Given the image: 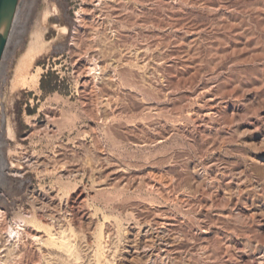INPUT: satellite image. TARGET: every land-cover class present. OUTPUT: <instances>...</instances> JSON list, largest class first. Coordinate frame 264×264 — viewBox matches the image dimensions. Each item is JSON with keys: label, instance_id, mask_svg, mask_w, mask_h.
Masks as SVG:
<instances>
[{"label": "rangeland", "instance_id": "374dc122", "mask_svg": "<svg viewBox=\"0 0 264 264\" xmlns=\"http://www.w3.org/2000/svg\"><path fill=\"white\" fill-rule=\"evenodd\" d=\"M0 210L4 264H264V0H19Z\"/></svg>", "mask_w": 264, "mask_h": 264}, {"label": "bare ground", "instance_id": "6f19581e", "mask_svg": "<svg viewBox=\"0 0 264 264\" xmlns=\"http://www.w3.org/2000/svg\"><path fill=\"white\" fill-rule=\"evenodd\" d=\"M89 13V12H88ZM45 18L44 20L47 21L48 20V15H44ZM41 19V18H39ZM50 19V18H49ZM42 20V19H41ZM39 22V21H38ZM41 24H42V21H40ZM39 22V23H40ZM44 22V21H43ZM45 23V22H44ZM37 25H40L37 23ZM42 26V25H41ZM41 26H37L38 28H36V31H34L30 37V40H29V44H28V48L26 50V53L24 55H22V57L20 58L19 60V65H18V68H17V80L21 82V84L24 86V87H27V86H32L35 84V77H32L29 75V69L31 68V66L34 64V61L36 60L37 56L41 55L44 50L46 49L47 47V43H46V40H45V35H44V31H45V28L43 30V27ZM86 38V37H84ZM38 80V79H37ZM18 83V82H17ZM20 84V83H19ZM17 84V85H19ZM20 84V85H21ZM19 85V86H20ZM21 85V86H22ZM18 86V87H19ZM212 101V100H211ZM108 103V102H107ZM109 104V103H108ZM35 126V125H34ZM37 126V125H36ZM37 130H40V129H37ZM37 130H33L35 131V133L37 132ZM42 131V130H41ZM39 132V131H38ZM37 132V133H38ZM48 132V131H47ZM11 133V132H10ZM40 133V132H39ZM12 138H15L13 133L10 134ZM28 164L33 167V166H44L43 163L37 161V160H31L29 159L28 161ZM45 167V166H44ZM37 168V167H36ZM21 169V168H20ZM32 198V197H31ZM36 200V199H34ZM41 201V205H45V200H40ZM36 202V201H35ZM37 203V202H36ZM49 204V203H48ZM47 206V204H46ZM44 208V207H43ZM41 210V209H40ZM4 212H2L0 210V214H2ZM4 215V214H3ZM2 215V216H3ZM4 218V216H3ZM3 218L1 220H3ZM52 218V217H51ZM19 223V222H18ZM22 223V222H20ZM160 223V222H159ZM20 225V224H18ZM22 226V225H21ZM164 226V225H163ZM5 233L8 235L9 239H11L12 237L11 236H14V239H18L20 237V232L16 231L13 226H9ZM30 235V234H29ZM11 237V238H10ZM33 237V236H32ZM36 241L38 240H41L39 239L38 237H35L34 238ZM13 240V239H11ZM17 241V240H16ZM15 241V242H16ZM19 241V240H18ZM11 242V241H10ZM10 249V248H9ZM12 251V250H11ZM0 264H4L1 260V252H0Z\"/></svg>", "mask_w": 264, "mask_h": 264}, {"label": "water", "instance_id": "95a60500", "mask_svg": "<svg viewBox=\"0 0 264 264\" xmlns=\"http://www.w3.org/2000/svg\"><path fill=\"white\" fill-rule=\"evenodd\" d=\"M19 0H0V64L7 47Z\"/></svg>", "mask_w": 264, "mask_h": 264}, {"label": "trees", "instance_id": "16d2710c", "mask_svg": "<svg viewBox=\"0 0 264 264\" xmlns=\"http://www.w3.org/2000/svg\"><path fill=\"white\" fill-rule=\"evenodd\" d=\"M44 85H45V78L42 79V87H43V89H45ZM50 90L53 91V89H50Z\"/></svg>", "mask_w": 264, "mask_h": 264}]
</instances>
